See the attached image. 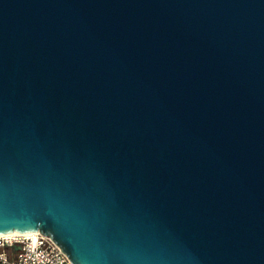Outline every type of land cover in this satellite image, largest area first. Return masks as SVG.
I'll return each mask as SVG.
<instances>
[{
	"label": "water",
	"instance_id": "1",
	"mask_svg": "<svg viewBox=\"0 0 264 264\" xmlns=\"http://www.w3.org/2000/svg\"><path fill=\"white\" fill-rule=\"evenodd\" d=\"M73 264H264V0H0V234Z\"/></svg>",
	"mask_w": 264,
	"mask_h": 264
},
{
	"label": "built area",
	"instance_id": "2",
	"mask_svg": "<svg viewBox=\"0 0 264 264\" xmlns=\"http://www.w3.org/2000/svg\"><path fill=\"white\" fill-rule=\"evenodd\" d=\"M0 264L73 263L50 237L31 232L0 236Z\"/></svg>",
	"mask_w": 264,
	"mask_h": 264
},
{
	"label": "bare ground",
	"instance_id": "3",
	"mask_svg": "<svg viewBox=\"0 0 264 264\" xmlns=\"http://www.w3.org/2000/svg\"><path fill=\"white\" fill-rule=\"evenodd\" d=\"M15 233H16V234H20V233H17V232H12V233H9V234H15ZM9 234H0V236H1V235H3V236H7V235H9ZM23 234H29V233H23Z\"/></svg>",
	"mask_w": 264,
	"mask_h": 264
}]
</instances>
